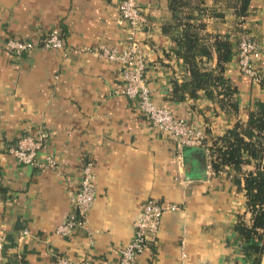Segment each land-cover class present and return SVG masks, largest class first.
<instances>
[{
	"label": "crops",
	"instance_id": "crops-1",
	"mask_svg": "<svg viewBox=\"0 0 264 264\" xmlns=\"http://www.w3.org/2000/svg\"><path fill=\"white\" fill-rule=\"evenodd\" d=\"M170 1L138 0L145 15L139 45L154 101L204 134L205 145H186L181 157L136 98L113 92L123 85L118 63L98 50L125 45L128 24L118 0H0V264H13L17 254L22 264H56L57 255L72 264H118L148 197L179 207L163 213L136 264H251L233 228L241 216L250 222L243 181L214 171L206 146L264 103V0H249L244 15L237 14L240 0H191L194 8H188L206 31L247 35L258 43L259 79L240 70L236 53L226 64L237 88V113L202 93L172 99V79L187 72L172 50L176 29H163L175 20ZM53 32L61 47L19 53L5 48L10 38L39 41ZM42 131L41 154H53L59 170L24 164L9 151L21 137ZM85 161L93 165L96 189L86 224L58 235Z\"/></svg>",
	"mask_w": 264,
	"mask_h": 264
},
{
	"label": "built area",
	"instance_id": "built-area-1",
	"mask_svg": "<svg viewBox=\"0 0 264 264\" xmlns=\"http://www.w3.org/2000/svg\"><path fill=\"white\" fill-rule=\"evenodd\" d=\"M118 11L128 24L125 45L121 49L103 46L98 50L101 56L118 63L123 85L114 89L113 92L136 98L140 109L148 115L152 123L172 137L179 157H181L182 148L186 145H205L202 130L189 125L185 118L175 115L171 108L159 105L152 97V91L144 71L145 59L139 45V35L142 31V24L145 22V15L138 0H118ZM62 44L61 37L53 32L39 41L30 38H10L5 43V48L8 51L19 53L36 47L41 49L58 48ZM235 53L240 70L253 76L256 80L259 79L260 74L255 66V59L259 55L258 43L251 37L242 35L238 40ZM44 137L45 132L43 131L37 137L23 136L9 151L24 164L59 170L58 160L53 154H41ZM206 150L211 157L209 146H206ZM94 179L93 165L91 161H85L80 169L78 183L70 196L73 209L55 228L58 235L68 234L75 228L83 227L86 224L88 211L96 193ZM178 207L179 205L172 201L158 200L153 197L146 198L134 220L130 239L120 248L118 264H136L137 255L143 252L155 239L163 213ZM23 233H27V231L24 230ZM184 244L185 236L183 235L182 256H185ZM3 248V235L0 234V257ZM13 264H22L20 255H16ZM56 264H72V261L65 255H57ZM196 264L210 263L199 261Z\"/></svg>",
	"mask_w": 264,
	"mask_h": 264
},
{
	"label": "trees",
	"instance_id": "trees-1",
	"mask_svg": "<svg viewBox=\"0 0 264 264\" xmlns=\"http://www.w3.org/2000/svg\"><path fill=\"white\" fill-rule=\"evenodd\" d=\"M248 1H239L241 6L237 14H246L244 8ZM191 5V0H171L175 20L163 25L165 31L176 29L171 36L174 41L172 50L182 59L187 72L181 80L172 79L171 97L180 101L195 99L202 93L219 108L237 113V88L226 76L225 68L232 60L241 36L206 31V23L198 21L188 10L194 8ZM233 31H238V28ZM209 149L210 165L214 171L230 173L239 185L241 179L243 181L245 208L250 212V222L241 216L233 228L242 253L251 257V264H264V103L259 102L256 110L249 111L245 122L237 120L215 136ZM245 163H252L253 167L243 169Z\"/></svg>",
	"mask_w": 264,
	"mask_h": 264
}]
</instances>
